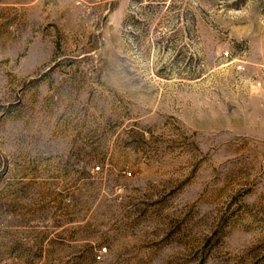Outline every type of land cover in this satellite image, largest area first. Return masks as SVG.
<instances>
[{
  "label": "rangeland",
  "instance_id": "374dc122",
  "mask_svg": "<svg viewBox=\"0 0 264 264\" xmlns=\"http://www.w3.org/2000/svg\"><path fill=\"white\" fill-rule=\"evenodd\" d=\"M0 264H264V0H0Z\"/></svg>",
  "mask_w": 264,
  "mask_h": 264
},
{
  "label": "built area",
  "instance_id": "2783aa9c",
  "mask_svg": "<svg viewBox=\"0 0 264 264\" xmlns=\"http://www.w3.org/2000/svg\"><path fill=\"white\" fill-rule=\"evenodd\" d=\"M224 57L228 58L231 57V54L229 51L224 52ZM238 70H242L243 69V61H239L238 65H237ZM259 86H261V83H258Z\"/></svg>",
  "mask_w": 264,
  "mask_h": 264
}]
</instances>
